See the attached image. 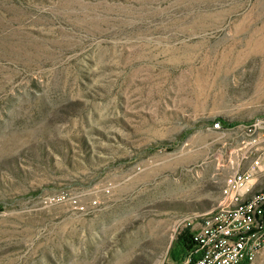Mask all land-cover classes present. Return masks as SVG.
Wrapping results in <instances>:
<instances>
[{
  "label": "rangeland",
  "instance_id": "374dc122",
  "mask_svg": "<svg viewBox=\"0 0 264 264\" xmlns=\"http://www.w3.org/2000/svg\"><path fill=\"white\" fill-rule=\"evenodd\" d=\"M262 115L264 0H0V264L171 261Z\"/></svg>",
  "mask_w": 264,
  "mask_h": 264
},
{
  "label": "built area",
  "instance_id": "2783aa9c",
  "mask_svg": "<svg viewBox=\"0 0 264 264\" xmlns=\"http://www.w3.org/2000/svg\"><path fill=\"white\" fill-rule=\"evenodd\" d=\"M257 119L264 115L244 124L243 134L250 133ZM236 153L230 179L223 180L224 207L199 216L193 233L196 249L181 261L160 264H250L264 250V194H254L257 176H263L264 135ZM255 208H262L263 216H256Z\"/></svg>",
  "mask_w": 264,
  "mask_h": 264
},
{
  "label": "trees",
  "instance_id": "16d2710c",
  "mask_svg": "<svg viewBox=\"0 0 264 264\" xmlns=\"http://www.w3.org/2000/svg\"><path fill=\"white\" fill-rule=\"evenodd\" d=\"M218 122H221L222 125L231 126L232 124L223 120L218 119ZM196 249V243L193 239V234L190 232H184L180 236H178L172 243L170 248V257L173 261H181L188 254L193 252Z\"/></svg>",
  "mask_w": 264,
  "mask_h": 264
},
{
  "label": "bare ground",
  "instance_id": "6f19581e",
  "mask_svg": "<svg viewBox=\"0 0 264 264\" xmlns=\"http://www.w3.org/2000/svg\"><path fill=\"white\" fill-rule=\"evenodd\" d=\"M257 125L260 127V129L263 130V135H264V120L259 121ZM254 128H256V125ZM259 139L260 138H258L257 136H254L253 140L251 141V145L256 144ZM225 179H230V175H228ZM254 194H264V190L260 191V190L254 189ZM223 207H224V198L216 206H214L211 210H209L205 213L206 214H214ZM255 215L256 216H263V209L262 208H255Z\"/></svg>",
  "mask_w": 264,
  "mask_h": 264
}]
</instances>
